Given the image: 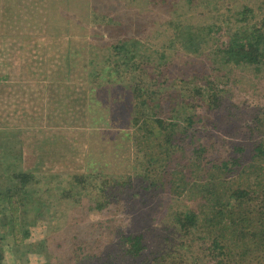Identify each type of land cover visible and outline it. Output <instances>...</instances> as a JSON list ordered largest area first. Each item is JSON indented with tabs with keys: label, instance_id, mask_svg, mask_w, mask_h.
<instances>
[{
	"label": "rangeland",
	"instance_id": "rangeland-1",
	"mask_svg": "<svg viewBox=\"0 0 264 264\" xmlns=\"http://www.w3.org/2000/svg\"><path fill=\"white\" fill-rule=\"evenodd\" d=\"M245 6L258 13L264 0H0V152L20 151V168L43 184L33 185L30 202L42 210L25 240L30 252L15 250L19 262L211 264L212 213L201 181L218 175L208 184L216 193L243 184L240 166L264 136L249 128L264 110V67L225 64L218 52ZM184 21L211 31L196 53L180 43L183 27H176ZM124 39L145 46L148 76L145 67L136 73L144 85L159 77V116L175 150L166 159L155 145V161L134 146L140 120L132 123L131 83L115 79L110 87L96 76V61ZM186 114L193 115L191 125ZM199 143L201 168L186 169ZM235 158L239 165L222 174L207 163ZM175 161L182 174L171 180ZM78 177L82 185L74 182ZM102 187L113 195H103L98 209L94 199ZM62 189L71 198L61 197ZM188 213L196 215L197 228L186 231L177 219ZM125 232L142 233L141 257L123 255ZM231 245L223 263L261 264L250 253L241 257L233 239ZM257 257L263 261L264 252Z\"/></svg>",
	"mask_w": 264,
	"mask_h": 264
},
{
	"label": "trees",
	"instance_id": "trees-1",
	"mask_svg": "<svg viewBox=\"0 0 264 264\" xmlns=\"http://www.w3.org/2000/svg\"><path fill=\"white\" fill-rule=\"evenodd\" d=\"M259 10L258 13H255L251 8L245 6L239 13H236L240 17L234 22H239V24L228 31L227 40L223 43V47L218 48L223 63L254 68L255 71L264 67V9ZM185 24L189 25L188 22L184 21L179 24V27H176H183L178 31L179 34L183 32V36L182 34L179 36L182 39L180 43L187 51L196 53L199 45L208 36L206 33L211 31L209 26L204 32L193 26L186 27ZM144 49V44L140 45L137 39H124L116 44H111L107 47L105 57L98 62L96 61L99 68L95 71L96 76L104 78L110 87L111 81L115 79L116 81L124 79L127 83H131L128 85V90L134 102L132 123L136 125L135 122L140 120L138 126L134 128L135 135L132 141L138 154L141 152L145 158L147 153L149 161H155L157 156L152 150L153 145L157 148V155H163L165 159L175 150L172 149L171 142L173 133L170 129L167 131L166 121L159 116V99L155 97L160 89L159 77L151 76V79L144 85L142 77L136 74L138 71L142 74L144 71L142 67H145L143 76H148L146 67H149V63L143 58ZM92 61L94 62L93 59ZM89 63L91 62L89 61ZM216 99H213L214 103L218 102ZM183 120L191 125L193 115L186 114ZM256 123L254 127L249 126L250 132L258 131L264 135V110L262 118H259ZM169 125L173 126V124ZM161 135L164 140H161ZM262 138L264 136L254 142L250 159L240 166L241 172L245 176L243 184L238 185V187L225 185L221 192L216 193V189H209L208 184L219 181L218 175L212 173L208 181H201V186L209 193L206 201L207 207L212 213L210 221L207 223L208 233H214L207 247L210 250L211 264H229L223 263V257L227 254H233L232 239L235 247L241 251V257L250 253L256 262L264 264L263 257H257L258 253L264 252V139ZM176 148H178L179 153L185 151L184 147L177 146ZM190 151V164L186 165V169L201 168L199 163L195 161L204 159V147L199 143ZM16 152V154H7V156L6 149L0 152V168H2L0 169V264H27V262H19L14 255L19 250L26 253L30 252V245L26 246L25 240L30 235V227L37 223L35 220L36 212L42 210V204H37L34 207L30 200L34 197L33 185L42 187L43 184L40 185L39 181L37 183L32 173H27L20 168L22 158L19 154L20 151ZM231 162L225 160L223 162L208 161L207 163H210L209 169L217 172L221 170L220 173L222 174L230 170L229 164L239 165L240 161L239 158H235ZM174 164L177 170L171 172V180H173L174 175L178 177L179 174H182V170L178 168L183 166L177 161ZM76 179L74 182L80 183V185L84 183L80 177ZM104 189H100L101 193L94 199V203H98V209L103 207L100 202L103 195L106 199L113 195L112 192L104 193ZM62 190L64 192L61 197L64 199L71 198V196L67 197L71 192L68 191L67 193L65 189ZM73 193L77 194L76 200H81V196L78 195L79 190H74ZM177 223L180 224L181 228L188 231L190 228H197V217L193 213L184 214L182 218L177 219ZM221 226L223 229L219 228ZM220 229L221 231H219ZM226 230L229 231L227 236L224 232ZM120 241L124 256L129 258L141 257L145 249L144 237L141 232H125L121 235ZM22 246L23 248H21ZM216 250H219L218 253ZM101 264L104 263L101 262ZM141 264L149 263L142 261Z\"/></svg>",
	"mask_w": 264,
	"mask_h": 264
}]
</instances>
